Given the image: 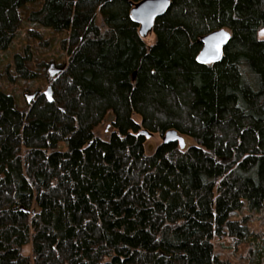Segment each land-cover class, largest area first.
Segmentation results:
<instances>
[{
    "label": "trees",
    "instance_id": "16d2710c",
    "mask_svg": "<svg viewBox=\"0 0 264 264\" xmlns=\"http://www.w3.org/2000/svg\"><path fill=\"white\" fill-rule=\"evenodd\" d=\"M139 1L0 0V54L24 25L40 51L0 72V264H219L222 237L264 264V234L229 220L264 206V0H170L150 44ZM171 130L194 145L145 154Z\"/></svg>",
    "mask_w": 264,
    "mask_h": 264
},
{
    "label": "rangeland",
    "instance_id": "374dc122",
    "mask_svg": "<svg viewBox=\"0 0 264 264\" xmlns=\"http://www.w3.org/2000/svg\"><path fill=\"white\" fill-rule=\"evenodd\" d=\"M29 25H24V27L21 29L20 33L18 34L17 38L12 43V46H10L9 50L6 52L0 54V72L3 71L6 67H8L9 72L12 73L13 67L11 63V57L14 53H22V50L24 47L29 45V49L34 53H40L39 49L35 47V44L28 42L26 38V30H29ZM35 29L39 31L41 34L46 36H53L54 38L57 37L56 41L58 39L63 38L65 35H54L50 30L43 29L38 26H35ZM260 37L264 38V31L260 32ZM144 41L147 44L153 43L154 36L152 33H149L145 38ZM56 42H53L55 45ZM54 45L51 46V49L48 52V56L53 57L57 56L58 51L54 47ZM38 49V50H37ZM37 50V51H36ZM59 54V53H58ZM56 74V70L54 68H51L49 70V75L52 78ZM35 85L37 87H41L42 91L45 92L47 90V87L50 85H44L42 82H36ZM135 121H139V118L137 116L134 117ZM104 128H100L99 132L104 135ZM183 138V137H182ZM185 143V149L189 148L190 146L194 145L192 140L189 138H183ZM161 143V136L156 134H148L145 138V144H144V152L146 155H152V153L155 151L157 146ZM229 220L232 221H239L243 222V224L248 228V230L254 234L263 235L264 234V206L262 209L258 212H250L246 204L243 203L242 208L229 215ZM214 254L219 262V264H247V256H248V247L245 244L236 243L233 240L222 237L220 239H216L212 242ZM28 248V247H27ZM27 249L24 248V251Z\"/></svg>",
    "mask_w": 264,
    "mask_h": 264
},
{
    "label": "water",
    "instance_id": "95a60500",
    "mask_svg": "<svg viewBox=\"0 0 264 264\" xmlns=\"http://www.w3.org/2000/svg\"><path fill=\"white\" fill-rule=\"evenodd\" d=\"M170 6V0H141L133 4L130 11L131 20L138 26V34L144 39L153 29L156 19L162 17ZM226 34V35H222ZM230 38L226 30L214 31L201 39L202 47L197 56V61L201 64H214L220 61L224 47ZM61 70V69H60ZM58 71H56L57 73ZM46 99L51 102V84L44 92ZM146 134L145 132H142ZM178 143L180 149H184V139L175 131L171 130L161 136V143Z\"/></svg>",
    "mask_w": 264,
    "mask_h": 264
},
{
    "label": "snow or ice",
    "instance_id": "6c2138e0",
    "mask_svg": "<svg viewBox=\"0 0 264 264\" xmlns=\"http://www.w3.org/2000/svg\"><path fill=\"white\" fill-rule=\"evenodd\" d=\"M222 35H226V34H222Z\"/></svg>",
    "mask_w": 264,
    "mask_h": 264
}]
</instances>
